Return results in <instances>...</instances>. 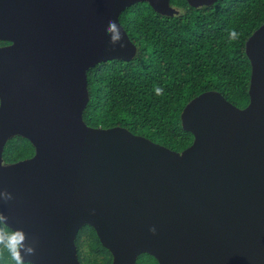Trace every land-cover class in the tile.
Listing matches in <instances>:
<instances>
[{
    "label": "water",
    "instance_id": "water-1",
    "mask_svg": "<svg viewBox=\"0 0 264 264\" xmlns=\"http://www.w3.org/2000/svg\"><path fill=\"white\" fill-rule=\"evenodd\" d=\"M141 1L179 13L171 0H0V40L9 42L0 45V192L13 196L0 212L35 241L25 257L33 264H83L77 239L87 225L112 264L143 253L159 264H264V23L245 43L249 103L198 94L181 113L194 140L177 151L84 119L89 70L136 55L120 16ZM109 20L125 47L111 45ZM17 135L35 153L6 163Z\"/></svg>",
    "mask_w": 264,
    "mask_h": 264
},
{
    "label": "trees",
    "instance_id": "trees-1",
    "mask_svg": "<svg viewBox=\"0 0 264 264\" xmlns=\"http://www.w3.org/2000/svg\"><path fill=\"white\" fill-rule=\"evenodd\" d=\"M171 4L178 14H161L147 1L121 13V23L137 44L136 55L101 62L89 70L90 101L84 119L93 127L123 126L182 151L194 136L182 126L181 113L195 96L218 90L240 107L249 103L252 65L245 43L264 23V0H217L201 7L187 0ZM232 30L239 33L237 40H229ZM154 87L162 88L163 94L156 95ZM34 153L31 141L17 135L8 140L4 160L13 163ZM82 236L87 239V253ZM77 244L83 264H112V254L93 227L83 228ZM5 258L4 264H14L7 253ZM137 264L159 263L143 253Z\"/></svg>",
    "mask_w": 264,
    "mask_h": 264
},
{
    "label": "clouds",
    "instance_id": "clouds-1",
    "mask_svg": "<svg viewBox=\"0 0 264 264\" xmlns=\"http://www.w3.org/2000/svg\"><path fill=\"white\" fill-rule=\"evenodd\" d=\"M107 34L110 36L111 45L115 46L120 44V47L123 48L125 45L121 43L123 40L122 32L120 25L117 24L114 20L108 21V27L106 29ZM239 37V33L235 30L230 31L229 40L234 41ZM156 95H162L163 89L160 87H154ZM13 199L11 193L5 191L0 192V200L3 202H8ZM6 217L3 212H0V264L5 262V253L7 257L14 264H33L31 260H26V256H32L35 254V247L33 241L28 243V236L23 229H11L9 228L6 221ZM151 231L155 233L156 229L152 228Z\"/></svg>",
    "mask_w": 264,
    "mask_h": 264
},
{
    "label": "rangeland",
    "instance_id": "rangeland-1",
    "mask_svg": "<svg viewBox=\"0 0 264 264\" xmlns=\"http://www.w3.org/2000/svg\"><path fill=\"white\" fill-rule=\"evenodd\" d=\"M81 241H82V245H83V250L84 252H88V246H87V239L85 236H82L81 238Z\"/></svg>",
    "mask_w": 264,
    "mask_h": 264
},
{
    "label": "flooded vegetation",
    "instance_id": "flooded-vegetation-1",
    "mask_svg": "<svg viewBox=\"0 0 264 264\" xmlns=\"http://www.w3.org/2000/svg\"><path fill=\"white\" fill-rule=\"evenodd\" d=\"M9 43L8 41H3V40H0V45H4V44H7Z\"/></svg>",
    "mask_w": 264,
    "mask_h": 264
}]
</instances>
